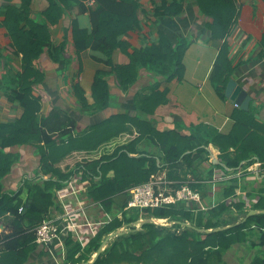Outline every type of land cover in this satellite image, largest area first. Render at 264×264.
<instances>
[{"label": "trees", "instance_id": "16d2710c", "mask_svg": "<svg viewBox=\"0 0 264 264\" xmlns=\"http://www.w3.org/2000/svg\"><path fill=\"white\" fill-rule=\"evenodd\" d=\"M83 1L48 0L44 18L32 16L34 0H22L20 6L15 0H8L9 3L0 6V27H5L15 53L22 54V70L12 74L9 81L5 79L11 87L5 94L9 101L18 104L17 113L13 119L0 122V218L7 216L11 228L10 232H0V264L26 262L29 251L36 247V227L51 213L57 192L72 176L77 175L79 180L88 183L81 200L98 203L106 213H112L119 194L126 192L129 198V189L153 180L160 171L176 181L172 186L177 188L188 174L198 178L207 172L202 168L206 161L209 165L206 174H213L216 167L225 173L238 172L241 165L247 169L257 160L264 167V128L248 110L241 108L233 114L235 118L229 128L214 135L204 132L200 126H193L190 134L157 129L150 116L167 97L165 91L156 89L147 96L135 95V114L113 113L83 129L60 106L43 113L42 97L35 93V85L43 74L35 61L47 50L54 60L66 59V42L53 44L50 26L65 12L70 13L75 5L81 11H89L92 28H82L73 20V52L82 56L91 48L107 57L99 59L104 66L95 73L93 102L81 84L74 83L81 112L92 114L110 106L108 77L111 75L126 87L135 83L141 68L154 71L156 67L158 73L166 76L173 72L180 75L183 71L182 58L186 51L183 44L173 47L162 36L159 44L138 49L126 37H121L140 25L137 1L95 0L91 7ZM199 4L207 11L204 0H199ZM180 9L177 1L157 7L158 12L164 13ZM225 35L226 32L222 34ZM130 47L132 52L128 51ZM117 50L127 52L130 61L114 63L113 54ZM231 71V66L222 68V63L217 61L210 77L214 81L218 79L219 86L223 87ZM144 140L158 151L152 153L146 147H138ZM211 144L219 149L221 163L209 158ZM29 146L39 158L33 176L23 177L16 189L7 188L6 179L21 159L20 150ZM221 184L218 202L208 203L206 209L199 208L196 202L192 206L179 202L168 207L146 208L148 218L169 217L176 223L162 226L146 222L142 229L132 226L130 231L116 236L93 264H230L223 258L224 254L235 244L247 242L249 231L256 229L261 232L260 242L254 245L263 246L264 212L246 216L250 209L264 210V186L259 188V197L248 205L246 198L237 196L238 178ZM192 187L199 188L198 184ZM207 196L204 195L205 199ZM22 205L24 210L20 212ZM124 208L123 218L115 212L109 222L88 238L86 246L70 232L66 239V262L82 264L90 260L111 232L140 218L139 210L129 214ZM185 221L192 226H187ZM174 228L182 230L178 232ZM248 264H264V255L255 256Z\"/></svg>", "mask_w": 264, "mask_h": 264}, {"label": "crops", "instance_id": "0c3cea01", "mask_svg": "<svg viewBox=\"0 0 264 264\" xmlns=\"http://www.w3.org/2000/svg\"><path fill=\"white\" fill-rule=\"evenodd\" d=\"M135 1L139 4L140 25L127 36L121 37H126L131 45L138 49L159 44L162 36H165L173 47L183 44L186 51L182 58L184 64L182 73L178 75L173 72L166 76L158 73L156 67L153 68L154 71L141 68L135 83L126 87L119 85L116 77L111 75L108 77L111 92L110 106L92 114L81 112L74 83L78 81L85 89L89 101L93 102L91 91L95 73L104 66L99 59L107 57L100 50L91 48L82 56H77L73 52V20H76L82 28L89 30L92 28L89 11H81L79 5H75L70 13L65 12L58 22L50 26L53 44L66 42L64 53L66 59L54 60L47 50L35 61L43 74L42 79L35 85V93L42 97L43 113H47L54 106H60L73 115L78 121V128L83 129L113 113L135 114V95L147 96L156 89L165 91L167 97V101L158 105L154 114L150 116L157 129H174L182 134H190L193 126H200L204 132L214 135L228 129L234 121L233 114L241 108V103L236 106L238 101L234 102L226 95L228 82L234 79L243 88L239 100L242 101L245 97L244 92L252 97L248 111L264 128V0H204L207 11L200 6L199 0ZM174 1L181 4L179 11L169 10L166 13L157 11V7L163 3L170 5ZM15 2L18 6L22 4V0ZM83 2L90 7L95 4V0ZM7 3L8 0H0V6ZM48 5V0H34L32 16L44 18V10ZM224 32L226 35L222 36ZM128 51L132 52V48L130 47ZM113 61L128 63L130 57L127 52L117 50L113 54ZM217 61L222 63V68L224 65L232 67L231 74L223 87L219 86L218 79L216 82L210 77ZM21 70L22 54L15 53L5 27H0V122L9 121L16 116L18 104L8 100L5 93L11 87L7 85L5 79L9 81L12 74ZM26 150L32 154L30 155ZM208 151L209 158H212V152L219 149L211 144ZM20 152V161L6 179V187L10 189H16L23 177L33 176L36 166H30L32 161L36 162L39 159L30 146L24 147ZM217 159L220 161L219 155L213 157L212 161ZM254 163L257 165L259 163L258 173L242 171L240 166L241 171L239 170L238 173L242 174L237 177L239 183L242 179L245 180L244 185L251 190L258 183L260 188L264 186L262 162L257 160ZM202 164H206L202 165V168L207 171L209 167L207 161ZM224 173L221 168L216 167V175L224 178ZM249 180L252 181V186L247 183ZM74 186L77 185L74 183ZM80 189L69 200L66 196H62L61 203L57 192V201L48 215L57 219L61 227L60 237L51 245L36 241V247L29 251L24 264H72L66 262V239L70 232L75 239L79 241L81 239L82 244L86 246L88 239L83 237L84 233L78 231L79 227L76 230L74 225L87 223L89 220L87 213L91 207L84 204L79 206L84 191L82 187ZM10 229L8 217L0 218V232H10ZM89 232L90 230H85L86 235ZM94 256L95 253L91 254V259Z\"/></svg>", "mask_w": 264, "mask_h": 264}, {"label": "built area", "instance_id": "2783aa9c", "mask_svg": "<svg viewBox=\"0 0 264 264\" xmlns=\"http://www.w3.org/2000/svg\"><path fill=\"white\" fill-rule=\"evenodd\" d=\"M236 106H239L238 103H236ZM220 154V151H214L212 152V158L217 157ZM255 163L248 166L246 169L249 172L258 173L259 172V163L257 167H255ZM159 176V177H158ZM74 183L77 186H74ZM87 182H82L79 180V177L72 176L71 179L66 183L65 187L60 189L58 191L59 198L61 199L62 196H66L67 199L74 195L82 189L84 191L87 189ZM176 183V181L168 179L166 172H164L162 175H157L153 180L137 184L133 186L130 189V197L126 201L125 209H133L137 208L142 210H145L149 207H168L172 204H177L179 202H198L201 206V209H206V206L203 205L200 193L197 189L193 188L190 183L187 181H182L181 185L177 188H174L172 185ZM80 184L81 186L79 187ZM83 204L82 200L79 204V206ZM24 210V206L22 205L19 209L20 212ZM123 211L118 213V217L122 219ZM77 215H74V217ZM73 217V218H74ZM150 218L154 219V223L157 225L162 226H172L174 223H176L175 220H172L169 217L159 218L155 216H151ZM144 219L142 216L134 223L131 224H124L123 228H127L128 231L131 230L132 226H135L136 228L138 225H142L139 220ZM159 219H163V222H159ZM90 219L88 220L85 226L89 227V234L84 236L85 238L89 236H94V233L97 231L93 227V224L91 223ZM139 223V224H138ZM74 224V223H73ZM103 226L101 224V221L97 222V225ZM75 228L81 227L82 223H76L74 224ZM127 231V232H128ZM61 233V227L57 222L56 218H52L49 215L45 216L42 222L36 227L35 229V235H36V241L44 244V245H51L56 239L60 237ZM90 238V237H89Z\"/></svg>", "mask_w": 264, "mask_h": 264}, {"label": "rangeland", "instance_id": "374dc122", "mask_svg": "<svg viewBox=\"0 0 264 264\" xmlns=\"http://www.w3.org/2000/svg\"><path fill=\"white\" fill-rule=\"evenodd\" d=\"M148 145H149V147H148ZM138 147H140V148H145L146 147L152 153H155V152L158 151L157 147H153V145L151 143L147 144L145 142V140L142 141ZM23 149L24 148H22V151H23ZM32 150H33V148H32ZM26 151L29 152L30 155L32 154L29 150H26ZM34 161H32V166H30V167L37 166L36 163L38 161H36V162H34ZM205 165L206 164H204L203 166H205ZM215 171H216V168L214 169V173L213 174H206L208 172V170H207V172L202 173V176H200L198 178L193 176V175L188 174L187 179L185 180L188 183H190L191 186H192V184H196V185L198 184L199 188L198 187H196V188L198 189V191L200 193V196H201L202 203H203V205L206 206V208L209 207L208 203H211L213 205V203L218 202V200H219V198L221 196L220 193H219V189H220V187L222 185L221 184L222 181H231L233 178L235 179V178H237L238 176H240L242 174L241 172H239V173L238 172L224 173L225 177L221 178L220 175L218 176V175L215 174ZM242 171H247V170L243 169ZM247 172H249V171H247ZM158 174L162 175L163 172L160 171ZM247 182H249L251 184V186H252V183H251L252 181L249 180ZM12 183H10V184H12ZM244 183H245V180L242 179V181H240V183L238 184L239 187H238L236 193H237L238 197L242 196V198H246L247 199V204L249 205V204H251V202H254V200L257 199V196L259 195L258 193H259L260 186L258 185L259 184L258 183L257 186L253 187L254 189L251 190V189H248L247 187L244 188ZM248 192H253L256 195H254V196L252 195L251 196V194L248 193ZM205 194L208 195L206 199L204 197ZM24 196H26V195H24ZM127 198H128V193L124 192L122 194H119V196H117V198H116L117 199L116 200V204H114L112 213H108V212L106 213L105 210L103 209V207L100 206L98 203H94V202L88 203V202H84L82 200L84 205H87L88 207H91L90 209H88V213L87 214L89 216L90 221H92L91 223L93 224V227L95 228V230H97L101 226L99 224L97 225L98 221H101V224H106L107 222H109L114 217L115 212L117 214L122 212L123 208H124L123 204L126 202L125 200H127ZM59 200H60V203H61V199L60 198H59ZM184 203H186V202H184ZM187 203H188V205L189 204L191 205V204L194 203V201L187 202ZM196 203H198V202H196ZM198 205H199V208H200L201 205L199 203H198ZM122 206H123V208H122ZM136 210L140 211V217L142 216V218H148V216L145 214L144 210L141 211L140 209H137V208H133V209H125L124 208V211H128L129 214L134 213ZM122 218H123V214H122ZM185 222L190 223L189 221H185ZM84 223L82 222V225H81V227H79V229L76 228V230L78 229V231H80L81 233H84L83 237L86 236L85 230H89L88 229L89 227L85 226ZM123 227L124 226H122L120 229H122ZM137 229H142V225H138ZM82 230H84V231H82ZM174 230H177L178 232H181L182 229L174 228ZM260 233L261 232L259 230H257V229L254 230V231H249V234H248L249 235V240L247 242H244V243H241V244H235L233 247H231L224 254L223 258L225 259V261L230 263V264H248L255 256L264 255V245L263 246H255L254 245L257 242H260V238H259ZM89 237H87V239ZM80 241L83 242L81 239H80Z\"/></svg>", "mask_w": 264, "mask_h": 264}, {"label": "water", "instance_id": "95a60500", "mask_svg": "<svg viewBox=\"0 0 264 264\" xmlns=\"http://www.w3.org/2000/svg\"><path fill=\"white\" fill-rule=\"evenodd\" d=\"M243 91V88L241 85L238 84V82L234 79H230L227 85V91H226V95L229 97L230 100L236 102L240 105L241 103V108L248 110L249 109V103L251 101V96L248 95L247 93L244 92L245 97L243 98V100H239V95L240 93ZM214 163H220V161L217 159L214 161ZM242 166V165H241ZM260 212H264V210H259V209H250L247 216L253 215V214H257ZM246 217L244 218V220L246 219ZM139 222L141 224H144L146 222H154L153 218H146V219H142L139 220ZM179 222V221H177ZM187 226H192V224L188 223V222H184ZM222 229V228H219ZM205 230L207 232H211L213 231L212 229H202ZM127 228H122V229H117L113 232H111L102 242L101 246L99 247V249L96 251L94 258H92L91 260L86 261L84 264H93L95 262V260L98 258V256L102 253L103 249L105 248L106 245H108L116 236L119 235H123L127 232Z\"/></svg>", "mask_w": 264, "mask_h": 264}, {"label": "bare ground", "instance_id": "6f19581e", "mask_svg": "<svg viewBox=\"0 0 264 264\" xmlns=\"http://www.w3.org/2000/svg\"><path fill=\"white\" fill-rule=\"evenodd\" d=\"M158 221H159V222H163V219H159ZM138 224H139V223H138Z\"/></svg>", "mask_w": 264, "mask_h": 264}]
</instances>
